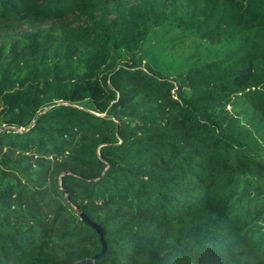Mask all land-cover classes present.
Returning a JSON list of instances; mask_svg holds the SVG:
<instances>
[{"label":"trees","instance_id":"trees-1","mask_svg":"<svg viewBox=\"0 0 264 264\" xmlns=\"http://www.w3.org/2000/svg\"><path fill=\"white\" fill-rule=\"evenodd\" d=\"M47 22L0 45V264H264V0H0Z\"/></svg>","mask_w":264,"mask_h":264},{"label":"rangeland","instance_id":"rangeland-1","mask_svg":"<svg viewBox=\"0 0 264 264\" xmlns=\"http://www.w3.org/2000/svg\"><path fill=\"white\" fill-rule=\"evenodd\" d=\"M50 25L51 23L47 22V23H38L36 25L22 24V25L13 26L7 33L0 34V45L5 43L6 40H13V38L19 33L33 31L38 28L48 27Z\"/></svg>","mask_w":264,"mask_h":264},{"label":"water","instance_id":"water-1","mask_svg":"<svg viewBox=\"0 0 264 264\" xmlns=\"http://www.w3.org/2000/svg\"><path fill=\"white\" fill-rule=\"evenodd\" d=\"M35 122H36V121H35ZM35 122H34V123H35ZM82 215H83V218L89 222L88 217H87L85 214H83V213H82Z\"/></svg>","mask_w":264,"mask_h":264}]
</instances>
